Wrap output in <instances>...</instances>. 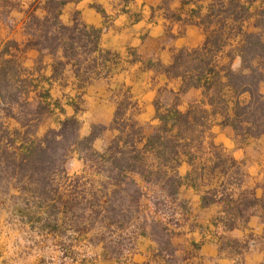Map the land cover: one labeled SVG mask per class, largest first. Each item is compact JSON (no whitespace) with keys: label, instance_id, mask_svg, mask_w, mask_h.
<instances>
[{"label":"trees","instance_id":"obj_1","mask_svg":"<svg viewBox=\"0 0 264 264\" xmlns=\"http://www.w3.org/2000/svg\"><path fill=\"white\" fill-rule=\"evenodd\" d=\"M79 1L0 0V9L11 7L25 14V41L0 44V111L6 104L11 121L19 124L13 128L11 122L10 130L0 117L4 134L0 136L7 140L0 142V161L11 165V184L32 191L35 199L28 202L40 209L29 215L22 212L23 218L29 216L31 228L41 223V231L49 237L77 242L89 238L91 244L98 238L104 245L103 259L111 258L104 243L107 234L115 235L119 229L126 232L118 249L113 248L118 252L115 259L121 260L124 251L133 254L139 240L152 239V229L163 237H159L162 241L153 239L159 245L154 247L156 257L166 252L171 264L177 251L172 226L179 227L180 221H164L151 205L163 204L164 196L171 202L178 199L184 184L201 193L203 207H222L216 224L226 231L248 225L258 215L257 209L264 210L263 197L246 186L243 163L216 144L212 129L214 125L231 128L244 140L264 137V94L259 89L264 82V5L252 10L257 0H209L193 9L187 23L202 26L206 41L199 48L179 50L166 68L182 80V87L171 93L174 99L167 103L157 101L159 124L154 132L145 134L132 111L135 104L126 94L111 125L117 134L104 151H98L94 143L107 126L93 125L91 133L82 136V124L75 114L62 121L59 129H49L39 138L36 118L30 117L34 112L45 113L52 105L51 88L33 94L42 79L56 81L70 68L84 88L95 79L110 77L119 66V55L102 46L103 28L79 19L72 24L63 22L65 7ZM94 7L106 14L101 6ZM32 49L43 56L53 55L49 78H35L22 62L21 56ZM237 58L241 60L239 69L234 68ZM190 89L202 90L203 97L182 111L180 95ZM34 105L36 109H29ZM16 106L25 108L19 117ZM72 152L80 154L89 171L69 176L63 167L61 172L69 184L62 191L56 179L59 164ZM184 158L191 166L186 177L179 174ZM76 210L88 215L82 213L80 220L69 217ZM248 249L244 245L239 254Z\"/></svg>","mask_w":264,"mask_h":264},{"label":"crops","instance_id":"obj_2","mask_svg":"<svg viewBox=\"0 0 264 264\" xmlns=\"http://www.w3.org/2000/svg\"><path fill=\"white\" fill-rule=\"evenodd\" d=\"M209 0H81L72 2L73 8L81 13L82 20L91 26L103 28L102 46L119 55V66L110 77H102L93 80L86 87L85 99L87 109L93 115L96 123L110 125L115 117L117 102L113 97L116 88L127 89L125 95L131 96L135 107V119L141 123L156 124L155 100L159 93L179 92L182 87L180 78L170 75L166 68L170 66L177 52L183 48L195 49L203 46L206 41V32L198 24H190L191 12L201 4H207ZM72 3H69L66 7ZM94 3L101 6L106 14L94 7ZM264 5V0H257L252 10ZM66 7L64 12L66 11ZM63 12V15H64ZM62 15V17H63ZM181 19V20H179ZM108 20V21H107ZM195 21L197 19L195 18ZM254 19L250 21L251 29ZM20 42V41H19ZM35 50H28V55ZM240 59V58H239ZM125 66H124V65ZM124 66V67H123ZM158 67V68H156ZM43 70L35 74V78L47 77ZM75 79L76 82H78ZM41 82L34 95L52 88L56 81ZM50 83H53L52 85ZM52 92V89H51ZM123 95V94H122ZM124 95V96H125ZM179 109L186 111L190 104L202 99V90L190 89L180 95ZM159 124V123H158ZM220 125H214L212 130L219 129ZM264 138V137H263ZM258 139H262L258 138ZM225 146L232 150L237 160L248 156L249 149L236 146L235 142L227 141ZM247 152V153H246ZM246 170V169H245ZM191 171L187 160H183L179 167V174L186 177ZM247 177L264 184V158L256 159L247 165ZM179 195L189 200L194 211L199 212L195 218L190 212L186 214L185 223L180 224L178 230L186 231L183 234L189 244L196 251L190 254L189 248L177 246L176 255L184 258L179 264H226L221 249L222 234L225 233L221 224H216L214 213L217 205L203 207L201 193L188 184H184ZM260 197V196H259ZM190 223L195 224L191 227ZM258 216L251 217L247 228H238L228 231L234 237L245 239L250 234H257ZM220 230H223L221 233ZM253 242L255 240L253 239ZM154 242L143 238L138 242L136 251L128 258L103 259L96 264H159L154 258ZM4 253L0 251V263L4 259ZM242 260L247 264H260L264 262V244L257 246L255 243L245 251Z\"/></svg>","mask_w":264,"mask_h":264},{"label":"rangeland","instance_id":"obj_3","mask_svg":"<svg viewBox=\"0 0 264 264\" xmlns=\"http://www.w3.org/2000/svg\"><path fill=\"white\" fill-rule=\"evenodd\" d=\"M73 4H70L68 8L66 7V11L62 17V20L65 24H72L75 19H79L81 21V13L79 10L73 8ZM94 5H98L94 3ZM25 14L19 10H11V7H5L0 9V44L4 45L5 43L11 40H17L20 42L25 41L27 38L25 35L26 26L24 23ZM108 21V20H107ZM84 22V21H83ZM39 51L35 50L34 52L28 55H22L21 59L24 63L25 67L29 69V72L32 74H37L41 69L44 71L45 75L49 76L52 73V68L50 64L52 63L54 57L53 55L47 54L43 56ZM124 65V64H123ZM125 66V65H124ZM123 66V67H124ZM241 66V60L237 58L234 62V68L239 69ZM158 68V67H156ZM73 73L70 68L66 71V73L59 77L56 80V84L51 88L52 89V97L53 99L50 101L51 106L49 109L44 111L43 114L32 113L30 117L36 118L35 132L39 138H42L49 129H59L60 123L64 121L66 118L77 115L78 119L81 121V135L88 136L91 131L93 125H104L102 123H96L93 120V115L87 109L85 93L86 91L80 88L79 83L76 82L73 77ZM47 88H50L49 84L46 85ZM260 92L264 94V82L261 83ZM120 88H116L113 94L115 101L117 102V108L125 99V89H121L122 93H120ZM123 94V95H122ZM174 99V96L170 93L163 92L158 94L155 100V108L156 103L160 100L162 103H167L168 101ZM8 100L7 102H9ZM74 104V105H73ZM191 105V104H190ZM8 106L5 104L3 106L4 110L0 111V117L2 121L6 122L11 130V122L12 127H19L18 122L12 120L9 117V113L6 108ZM36 109V105L29 107V109ZM62 108L65 109V113L62 112ZM189 108V107H188ZM25 109L24 106H16L15 112L19 116H21V111ZM157 114V109H156ZM23 117V115H22ZM23 120V118H21ZM156 124H151L147 122L146 124H141L146 135H150L154 132ZM111 125H108V129L102 134V136L96 139L94 143V148L98 151H104L105 148L110 144V142L114 139L117 132L111 128ZM3 134L0 132V135ZM213 140L216 144L221 145L225 150L233 156L232 150L225 146V142L232 141L235 142L236 146L242 148L244 150H248V156L244 159H241L244 166L245 172H247V165L249 162H253L256 159L263 160L264 158V138L262 139H250L244 140L241 137H237L234 130L231 128H223L222 126L212 130ZM4 135V134H3ZM0 136V142L4 144L7 140L3 139ZM11 139V137H10ZM247 153V152H246ZM234 157V156H233ZM184 158L183 160H185ZM7 163V162H6ZM63 167L66 169L69 176H77L83 175L88 170L87 165L84 160L80 158V154L78 152L69 153V157L65 160L63 165L59 164L60 173L56 177L57 181L61 183V190L65 191L66 185L69 184V181L62 174ZM38 177H42L38 175ZM15 181V180H14ZM11 184V165L6 166L5 162L0 161V251L4 253V259L0 264H96L97 261L103 260V243L99 242V239L96 238L93 240V244L89 243V238H80V241L76 240L71 241L68 237H58L53 238L44 235L41 231V223H36L34 228H31V223L29 222V216L23 218L21 215L22 212L24 214L29 215L31 211H38L40 213L39 208H34L32 203L28 202V199L32 201L33 198L32 191L21 189V184ZM246 186L256 191L257 195L263 197L264 200V184L259 181H254L253 178L247 177L246 174ZM29 187V186H28ZM36 189L39 188L37 185L31 186ZM109 196H111L109 194ZM163 204H158L154 207L151 205L152 211H156L160 217L167 222L173 223L177 219L180 221V224H184L187 218L186 215L183 216V213L190 212V214L195 218L199 216V212H195L193 209V205L189 204V200H187L184 196L179 195L178 199L170 200L168 197H162ZM170 200V201H169ZM264 204V201L262 202ZM221 206L217 205L214 209L215 216H218L221 210ZM258 215V224H257V234L254 236L250 234L249 237L245 239H239L237 237L228 234L224 227L225 231L222 234L223 238L221 239V249L223 251V256L226 264H247L242 260L239 252L243 248L244 245H248L249 248L253 243L257 246H262L264 244V210L259 208L256 210ZM82 213H86L85 211L76 210L74 214H71L69 217L76 219H81ZM40 214H37V216ZM88 212L86 213V216ZM38 216V217H39ZM191 227H194L195 224L190 223ZM223 226V225H222ZM251 226L246 225L244 228ZM179 227L172 226L174 230V238L173 243L175 247H186L189 248L190 254L195 253L196 248L189 244L187 239L183 234L186 231L182 232L178 230ZM223 230H220L222 233ZM126 232L122 230H118L117 234L109 235L107 234V239L104 241L106 245H108L107 253L111 257L110 259H115L118 256V252H114L113 248H117L120 246L118 241H122L123 238L126 237ZM152 236L151 239H159L162 241L161 236L155 235L153 230H150ZM71 236V234H68ZM77 235V234H72ZM78 237L79 236H75ZM161 237V238H159ZM72 238V237H70ZM143 239V238H142ZM253 239L255 242H253ZM236 240H241V244H237ZM140 242V240H139ZM154 245L159 248L157 242L153 241ZM163 246V245H162ZM137 247L132 250V253L136 251ZM185 249V248H184ZM125 254L120 256V259L128 258L130 255ZM155 260L159 261V264H171V258H169L166 252H163L161 257H156V253L153 254ZM184 258V254L182 256L175 255V263L179 264L182 262ZM174 263V262H172ZM174 263V264H175ZM264 264V262L260 263Z\"/></svg>","mask_w":264,"mask_h":264}]
</instances>
